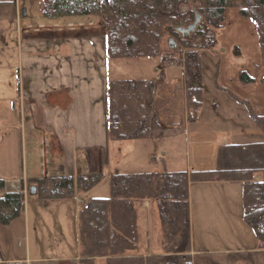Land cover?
I'll return each instance as SVG.
<instances>
[{
	"label": "crops",
	"instance_id": "0c3cea01",
	"mask_svg": "<svg viewBox=\"0 0 264 264\" xmlns=\"http://www.w3.org/2000/svg\"><path fill=\"white\" fill-rule=\"evenodd\" d=\"M215 39L216 46L206 50L224 53L223 47L216 49V35ZM106 45L98 17L52 19L42 12H30L28 6L22 15L15 2L0 5V179L5 180L6 191L16 192L21 181L24 185V214L9 225L10 229L26 223L29 210L36 234L19 258L5 257L0 245V257L6 262L80 264L79 213L87 200L108 198L110 193L105 196L101 190H94L103 182L109 184L112 174L211 170L221 144L264 142V132L251 114L252 111L264 116V86L260 82L263 63L259 51L260 76L249 75L242 69L255 79L251 84H243L239 71V88L246 92L240 95L228 88L229 95L223 101L206 102L201 63L203 104L192 119L187 113L184 67L177 64L183 78V119L174 116L169 120L166 113L170 112L165 111L160 117V128L151 131L147 138L113 141L109 138L107 116L109 83L153 80L154 100L171 101L164 96L162 77L166 76V69L174 67L163 69L154 59L155 79L143 76V69L139 76H132L127 68L133 62L124 63L128 58H109ZM233 51L238 56L246 54L238 46ZM223 86L215 84L217 89ZM205 109L208 114L203 115ZM189 122L200 126L193 139L189 130L185 132L188 141L183 153L175 149L176 137L169 131H174L177 124L189 128ZM169 139V146L173 147H168ZM141 144L145 150L139 149ZM182 154L188 159L186 167L170 168L169 156ZM96 173L104 175L103 180L89 191L76 192L72 199L46 203L28 199V180ZM255 179H259L258 174ZM242 184L226 180L189 183L192 264H264V247H259L251 226L244 220ZM133 206L138 253H160L161 223L156 200H135ZM106 262V257L95 258V264Z\"/></svg>",
	"mask_w": 264,
	"mask_h": 264
},
{
	"label": "trees",
	"instance_id": "16d2710c",
	"mask_svg": "<svg viewBox=\"0 0 264 264\" xmlns=\"http://www.w3.org/2000/svg\"><path fill=\"white\" fill-rule=\"evenodd\" d=\"M15 0H0L13 4ZM190 4L187 8L186 4ZM42 15L48 18L95 16L99 18L107 40L111 59L152 58L166 61L178 53L177 64L184 67L187 113L193 118L203 104V77L200 51L214 48L216 30L224 22L227 8L239 7L242 17L251 18L257 29L263 69L260 82L264 86V0H43ZM196 14L200 22L184 38L177 31L193 24ZM176 36L181 48L170 47L164 55V37ZM173 51V52H172ZM243 84L255 79L244 71L239 74ZM153 80H115L109 83V138L140 140L160 128V117L167 111V99L154 100ZM252 114L264 132V116ZM216 165L211 170L112 174L109 176L108 198L86 201L79 213L80 264H95V258L106 257V264H192L191 227L188 205L190 182L226 180L243 184V214L259 247H264V142L225 143L217 149ZM259 175V179L255 176ZM102 174L52 176L27 181L35 186L41 203L72 199L76 192L94 188L103 180ZM23 182L19 190H5L0 179V224L4 227L24 214ZM156 200L161 223L157 254L138 253V230L133 201ZM0 264H24L6 262Z\"/></svg>",
	"mask_w": 264,
	"mask_h": 264
},
{
	"label": "rangeland",
	"instance_id": "374dc122",
	"mask_svg": "<svg viewBox=\"0 0 264 264\" xmlns=\"http://www.w3.org/2000/svg\"><path fill=\"white\" fill-rule=\"evenodd\" d=\"M14 2L17 5H20L21 14L23 9H25V7L27 6L29 7V11L34 14L42 12L43 0H15ZM186 7L189 8L190 4L187 3ZM224 19L225 22L220 28H216V30L210 28L209 30V34L214 33L219 42V45L216 47V49L218 47H223L225 49L224 53H219V51H207L206 49L201 51V63L203 66L206 83L205 100L207 103L213 100L223 101V99L229 95L230 89L236 91L240 95L242 93H245V89L239 88L241 86H239L240 82L236 76V74L239 71L241 72L242 69L247 71L249 75H254L256 77H259L261 73L260 68L258 67L260 64L258 62L260 47L259 41L257 39V29L254 21L251 18L242 17L239 14V7L227 8ZM170 41L173 42L170 44ZM163 46L165 49L164 55L167 57L170 53L171 46H174V48L177 50L181 48L180 44L178 43L177 37L171 34L164 37ZM235 46L243 49L244 53H246L244 57L242 56V53L239 56L234 53L233 49ZM178 57V53L173 52L171 54V57L166 61L159 62V59H156L158 65L163 69L174 67L169 71L166 69V76L162 77L164 96H167L171 99V101L168 100V102L171 104L169 105L170 108L167 109V112H170V114L166 113L168 116L167 119L169 120L173 119L174 116H178L181 119H183L184 117V103L182 101L183 90L181 89L183 85L182 70L175 67L177 66ZM131 59L128 58V60L123 61L124 63L133 62L131 64H134L132 67L127 68L128 71H130L128 72V74H132V76H139L143 69V76H145L146 78L151 77V79H155L157 75L152 68L154 59L149 57L147 59ZM170 73H173L171 75V78H169ZM217 83H222L224 85V88H215V84ZM228 88L230 89L228 90ZM202 112L203 115L208 114V111H206V109ZM201 120L203 122V119ZM188 124L190 125L189 128L185 129V127L183 126L184 124H177V127L174 129V131H169L170 135H174L176 137L174 139L175 149H178L183 153L186 150V143L188 141L187 137L185 136V132L189 130V132H191L189 136H191V138L193 139L195 136L194 133L196 132L195 129L200 126L199 124L194 125L193 122H189ZM169 143H171L170 139L168 140V147H173L169 146ZM139 149L145 150L144 144H141V146H139ZM146 159L147 158H145V160ZM169 159L171 164L170 168L178 167L177 169H184L188 162V159L184 154L179 156H169ZM204 160L207 161V159ZM98 190H101V194L107 196L110 193V185L108 184V182H103L100 186L96 187L94 192H97ZM29 195L30 196H28V199L34 201L38 200L40 202L37 193H30ZM28 212L29 216L27 217V222H24L25 224H20V226L19 224L14 225V230H11L9 225H6V227H4L0 224V245L4 247L3 251L5 253V257H22L24 252L29 249V246L34 241L36 234L34 232V223L32 222L30 215L32 211L28 210Z\"/></svg>",
	"mask_w": 264,
	"mask_h": 264
},
{
	"label": "water",
	"instance_id": "95a60500",
	"mask_svg": "<svg viewBox=\"0 0 264 264\" xmlns=\"http://www.w3.org/2000/svg\"><path fill=\"white\" fill-rule=\"evenodd\" d=\"M22 15H25V9H23L22 11ZM200 17L198 14H196V17H195V21L193 22V24H191L190 26L186 27V28H178L177 31L180 32L184 38H188L189 35L193 32V30L196 28V26L199 24L200 22ZM173 41H170V44L172 43ZM29 191L31 194H36L37 193V189L35 188V186H30L29 187ZM0 259L3 261V259L0 257Z\"/></svg>",
	"mask_w": 264,
	"mask_h": 264
}]
</instances>
